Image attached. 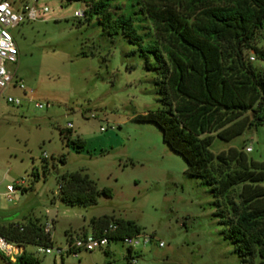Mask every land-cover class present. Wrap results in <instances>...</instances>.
I'll return each instance as SVG.
<instances>
[{
    "label": "rangeland",
    "instance_id": "1",
    "mask_svg": "<svg viewBox=\"0 0 264 264\" xmlns=\"http://www.w3.org/2000/svg\"><path fill=\"white\" fill-rule=\"evenodd\" d=\"M8 1L17 13L25 3L33 5L37 18L24 19L11 29L17 61L6 67L34 90V99L19 107L7 103L4 95L24 96L13 86L0 97V192L21 179L26 185L11 202L0 195V217L16 212L17 222L31 220L41 226L53 220L55 247L92 233L91 218L104 215L132 220L141 227L140 236H151L148 243L133 248L134 263L120 240L112 241L107 252L80 250L59 257L32 246L27 251L34 252L39 264H239L214 215L209 188L185 173V160L163 141L155 123L137 118L157 110L159 103L154 73L144 69L136 46L120 33L105 35L95 19L79 23L75 12L84 9L83 3ZM143 1H113L111 12L130 15L144 41L150 42L158 34L155 24L139 13ZM229 1L210 2L223 6ZM151 3L183 13L191 7L188 0ZM260 53L264 54L262 29L246 46L244 58L264 74ZM36 102L43 108L35 107ZM244 115L251 118L250 112ZM61 131L71 140L85 141V147L67 145ZM246 146L251 147L246 152L250 159L264 160V125L247 128L229 142L214 137L210 150L218 154L230 148L244 151ZM33 168L40 176L36 181L30 174ZM74 171L87 173L99 189L109 188L111 196L100 195L96 204L86 207L64 204L58 181ZM0 264H8L1 253Z\"/></svg>",
    "mask_w": 264,
    "mask_h": 264
},
{
    "label": "trees",
    "instance_id": "2",
    "mask_svg": "<svg viewBox=\"0 0 264 264\" xmlns=\"http://www.w3.org/2000/svg\"><path fill=\"white\" fill-rule=\"evenodd\" d=\"M67 1L84 4L79 23L95 19L105 35L120 33L136 46L144 69L154 73L159 103L157 110L137 118L155 123L163 141L185 160V173L209 188L214 215L239 264H264V160L250 159L235 148L218 154L210 150L214 137L229 142L247 128L264 125V74L244 58L256 31L264 30V0H230L223 6L210 2L214 0H188L189 13L144 0L139 13L155 24L158 34L150 42L144 41L130 15L111 12L117 0ZM61 134L76 150L86 145L71 140L68 132ZM42 167L44 174L46 164ZM30 174L33 181L40 177L34 168ZM58 195L68 206L86 207L96 204L100 195L110 197L111 190L99 189L87 173L74 171L60 176ZM6 215L1 217L0 235L25 248L14 263H7L39 264L26 249L52 247L51 235L31 220L15 221L16 212ZM90 225L93 234H106L111 242L141 233L134 221L114 216L93 217ZM127 254L131 257L130 249Z\"/></svg>",
    "mask_w": 264,
    "mask_h": 264
},
{
    "label": "built area",
    "instance_id": "3",
    "mask_svg": "<svg viewBox=\"0 0 264 264\" xmlns=\"http://www.w3.org/2000/svg\"><path fill=\"white\" fill-rule=\"evenodd\" d=\"M33 1L36 2L37 0ZM75 16L79 19L83 18V10L76 11ZM36 18L37 9L33 5L25 3L21 8V13H17L13 9L12 3L10 1L0 0V97L3 93V90H5L7 87H17L18 89L23 91V97H16L12 95L3 96L7 103L16 107L22 106L23 101H25L26 99L28 101H33L34 90L32 88H28L23 82V80L17 79L16 76L11 73L6 67L7 63H16L17 61V46L11 34V29L16 27L24 19L35 20ZM251 59L253 58L251 57ZM35 107L43 108V105L41 103L36 102ZM68 127L71 128L70 123L68 124ZM244 151L250 152L251 147L246 146L244 148ZM45 157L46 153H43V158ZM24 187H26L25 180L21 179L12 184H7L5 186V190L3 192H0V195H2L7 202H11L14 199V194L17 192H22ZM53 224V220H47L44 223L43 230L46 234L51 233V230L53 229ZM150 240L151 236H125L121 240V243L126 245L127 248L130 249L132 252L135 246H138L140 244H146ZM110 243L111 241L108 236H106V234L96 235L93 233H86L78 237L68 238L64 247H55L54 245L52 247H33L37 249V252L44 254H56L59 257H63L65 254L68 253L76 254L80 250H107ZM162 245L163 242H159V246ZM24 250V247H20L14 242L7 240L5 237L0 235V253L5 257L8 262L14 263ZM130 258L133 263L136 261L134 259L133 253L131 254Z\"/></svg>",
    "mask_w": 264,
    "mask_h": 264
},
{
    "label": "crops",
    "instance_id": "4",
    "mask_svg": "<svg viewBox=\"0 0 264 264\" xmlns=\"http://www.w3.org/2000/svg\"><path fill=\"white\" fill-rule=\"evenodd\" d=\"M5 214H8V213H2L1 217L4 216ZM9 214H11V213H9ZM1 217H0V218H1ZM15 221H16V220H15ZM107 250H108V249H107Z\"/></svg>",
    "mask_w": 264,
    "mask_h": 264
},
{
    "label": "water",
    "instance_id": "5",
    "mask_svg": "<svg viewBox=\"0 0 264 264\" xmlns=\"http://www.w3.org/2000/svg\"><path fill=\"white\" fill-rule=\"evenodd\" d=\"M6 216H9V214H8V215H6Z\"/></svg>",
    "mask_w": 264,
    "mask_h": 264
}]
</instances>
